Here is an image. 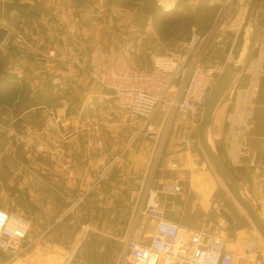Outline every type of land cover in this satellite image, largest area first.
I'll list each match as a JSON object with an SVG mask.
<instances>
[{"label":"rangeland","instance_id":"obj_1","mask_svg":"<svg viewBox=\"0 0 264 264\" xmlns=\"http://www.w3.org/2000/svg\"><path fill=\"white\" fill-rule=\"evenodd\" d=\"M6 1L18 3L8 16L2 9ZM177 1L158 0L166 10ZM185 1L193 6L207 0ZM240 6L231 12L235 25L245 12ZM216 15L202 14L192 31L207 32ZM0 22L11 31L0 44L9 55L8 71L22 77L33 95L46 89L38 105L29 103L19 113L0 107V207L27 216L31 234H44L41 243H52L39 251L41 264L69 259L71 264H116L132 218L117 219L120 195L104 185V172L112 163L140 170L143 203L159 184L155 173L170 135L162 129L154 148L155 140L145 132L136 136L140 122L69 59H84L94 48L115 49L132 66L150 69L154 56L179 50L188 35L165 34L150 16L124 9L117 0H0ZM48 91L53 101L46 98ZM159 119L158 112L154 122Z\"/></svg>","mask_w":264,"mask_h":264},{"label":"built area","instance_id":"obj_2","mask_svg":"<svg viewBox=\"0 0 264 264\" xmlns=\"http://www.w3.org/2000/svg\"><path fill=\"white\" fill-rule=\"evenodd\" d=\"M217 6L214 25L201 34L192 31L180 41L181 48L154 56L150 69L132 66L128 59L115 49L94 48L83 59L70 58V62L83 69L98 86L112 93L116 104L140 122L136 136L145 132L157 141L160 131L171 135L182 130L184 140L195 142V134L207 99L218 75L226 63L221 54L226 50L225 33L231 28V12L246 8L249 0H207ZM216 48L219 53L216 56ZM258 61L251 70L247 87L237 95L236 107L226 115L229 156L237 160L245 146L248 122L253 115L252 97L259 90L256 78L262 73L264 42L258 47ZM52 56L56 51H51ZM66 60L64 56L60 57ZM160 113L156 124L154 117ZM159 128V130L157 129ZM174 163L172 168H176ZM110 167L104 172L107 177ZM162 187V188H161ZM176 195L174 187L160 184L150 189L128 227L126 245L116 264H234L241 256L229 249L221 236L220 228L206 231L183 225L168 217L160 194ZM32 221L23 214L0 207V250L9 255V264H41L31 259L30 252L50 248L52 243H41L44 236L31 234ZM255 238L245 240L244 253L257 250ZM64 264H71V259ZM78 264H82L79 262Z\"/></svg>","mask_w":264,"mask_h":264},{"label":"crops","instance_id":"obj_3","mask_svg":"<svg viewBox=\"0 0 264 264\" xmlns=\"http://www.w3.org/2000/svg\"><path fill=\"white\" fill-rule=\"evenodd\" d=\"M234 23L235 20H232L231 27L235 26ZM236 33L232 28L226 31V50L232 47ZM262 42H264V27L258 26L248 50L244 67L223 100V105L219 107L216 113L212 133L215 142L222 147L224 157L245 195L256 207L264 221V62L262 73L256 78L259 90L252 97L253 115L248 122L245 146L237 160L229 156L226 137L228 128L226 115L228 111L234 110L237 95L250 83L251 70L258 61V47ZM216 50L217 56L219 49L216 48ZM226 53L219 56L223 64L226 63L229 56ZM175 131L166 141L161 166L158 168L159 171L155 173V175H159L157 189L160 188V184H166L176 190L175 196L161 193L165 198L161 200V203L166 208L168 217L183 225L206 231H214L216 227H219L221 236L226 240L229 249L236 250L241 255L234 264H264V245L256 235L255 229L246 214L213 173L195 142H186L182 132L177 133ZM146 140L152 142L148 138ZM153 142H155L154 148L157 141ZM174 163L177 164L176 168H172ZM125 164L112 163L106 177L108 182H104V185L111 184L109 188L112 190L111 193L120 195L118 199L120 205L118 209L120 210L115 211L120 223L125 221L124 219L133 218L149 197L148 191V195L142 203L143 174L135 167L131 169L127 167L129 164L126 166ZM85 166L90 169L93 168L91 163L89 165L86 163ZM116 187H119V192L116 191ZM152 189L154 188L152 187ZM216 205L229 211L235 223H230L224 219ZM116 226L119 227V225L114 224L113 228ZM247 238H255L257 241L258 247L253 254L244 253ZM37 254L38 251L33 250L28 256L35 260L39 256ZM259 254L262 255V260L258 258ZM0 258L4 259L0 261V264H9V255L4 251L0 250ZM38 261H40L39 258ZM82 264L84 263L82 262Z\"/></svg>","mask_w":264,"mask_h":264},{"label":"water","instance_id":"obj_4","mask_svg":"<svg viewBox=\"0 0 264 264\" xmlns=\"http://www.w3.org/2000/svg\"><path fill=\"white\" fill-rule=\"evenodd\" d=\"M258 26L264 27V0H249L241 23L237 27V33L225 67L210 90L206 107L198 124L197 134L198 147L211 170L246 214L255 229L256 235L264 245V221L219 154L212 133L216 113L244 67L248 50ZM10 32V29L0 22V44L4 43ZM216 208L224 219L230 223H235L230 212L224 207L216 205ZM258 258L263 259L261 254L258 255Z\"/></svg>","mask_w":264,"mask_h":264},{"label":"trees","instance_id":"obj_5","mask_svg":"<svg viewBox=\"0 0 264 264\" xmlns=\"http://www.w3.org/2000/svg\"><path fill=\"white\" fill-rule=\"evenodd\" d=\"M119 5L127 10L142 12L146 16L153 19L154 26L168 34L170 30L182 31L189 35L192 28L196 24L198 17L202 14L218 10L217 6L210 5L207 1L189 5L185 0H178L172 9L166 10L158 0H117ZM18 3L15 1H6L3 6V13L8 16L12 11L16 10ZM9 55L5 54L0 46V107L9 106L15 113L25 110V106L29 103L38 105L41 99L45 97L43 89L36 95L29 90V86L22 77L8 71ZM54 88V83L49 84L48 90ZM49 92L46 97L48 101H53L54 97ZM219 154L229 167L222 147L217 144ZM233 174V172H232ZM234 175V174H233ZM236 178V177H235Z\"/></svg>","mask_w":264,"mask_h":264}]
</instances>
